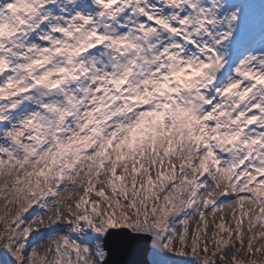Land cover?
Masks as SVG:
<instances>
[{
	"label": "snow or ice",
	"instance_id": "1",
	"mask_svg": "<svg viewBox=\"0 0 264 264\" xmlns=\"http://www.w3.org/2000/svg\"><path fill=\"white\" fill-rule=\"evenodd\" d=\"M257 11L0 0V264H264Z\"/></svg>",
	"mask_w": 264,
	"mask_h": 264
},
{
	"label": "rangeland",
	"instance_id": "2",
	"mask_svg": "<svg viewBox=\"0 0 264 264\" xmlns=\"http://www.w3.org/2000/svg\"><path fill=\"white\" fill-rule=\"evenodd\" d=\"M264 48V44L260 45L257 49ZM257 54H260L259 52ZM264 244V238L257 241V245Z\"/></svg>",
	"mask_w": 264,
	"mask_h": 264
},
{
	"label": "water",
	"instance_id": "3",
	"mask_svg": "<svg viewBox=\"0 0 264 264\" xmlns=\"http://www.w3.org/2000/svg\"><path fill=\"white\" fill-rule=\"evenodd\" d=\"M170 260H175V261L179 262L180 264H182L178 258L171 257V259H170Z\"/></svg>",
	"mask_w": 264,
	"mask_h": 264
},
{
	"label": "trees",
	"instance_id": "4",
	"mask_svg": "<svg viewBox=\"0 0 264 264\" xmlns=\"http://www.w3.org/2000/svg\"><path fill=\"white\" fill-rule=\"evenodd\" d=\"M184 258H191V256H187V257H184Z\"/></svg>",
	"mask_w": 264,
	"mask_h": 264
}]
</instances>
